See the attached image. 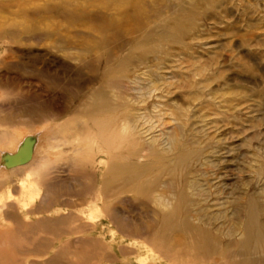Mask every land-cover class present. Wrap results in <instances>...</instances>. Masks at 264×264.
<instances>
[{
    "label": "rangeland",
    "instance_id": "obj_1",
    "mask_svg": "<svg viewBox=\"0 0 264 264\" xmlns=\"http://www.w3.org/2000/svg\"><path fill=\"white\" fill-rule=\"evenodd\" d=\"M131 1L0 0V131L130 127L116 169L64 159L49 211L30 217L99 192L96 229L9 221L4 248L33 264H264V0ZM253 216L262 239L241 245Z\"/></svg>",
    "mask_w": 264,
    "mask_h": 264
},
{
    "label": "bare ground",
    "instance_id": "obj_2",
    "mask_svg": "<svg viewBox=\"0 0 264 264\" xmlns=\"http://www.w3.org/2000/svg\"><path fill=\"white\" fill-rule=\"evenodd\" d=\"M97 1L129 3L132 5L131 0ZM134 6L135 9L132 14L126 16V21L132 23L127 25L130 30L133 31L136 28L137 31V28L142 27L145 21L142 9L137 4ZM137 33L139 32L137 31ZM93 121V125L84 122L83 127L81 129L78 127L79 129L76 130H74L76 127L72 128L66 125L51 127L43 125L41 127L31 124V128H26V130L35 129L37 133L29 136L25 133V129L19 128L18 131H11L9 130L11 125L4 123L6 125L5 129L0 131V264H33L30 260L25 262L12 261L10 251L4 248L5 245H10L8 242L10 238L6 239L10 235L11 226L8 224L9 221L30 229L49 224H53V226L64 225L66 228H72L70 231H63L67 234L88 232L97 228L98 219L103 208H101V205V207L99 206L101 194L93 191L90 192L88 199L83 203L86 204V209L78 212L71 209L68 214L61 215L56 219H50L49 217V219L41 217L32 221L30 219L33 215H40L49 211L50 202L55 200L53 195L54 186L60 179L56 176V172L59 169L58 166L63 165L62 161L64 159L70 160L73 166H91L95 168L96 165L104 164L110 172L116 169L112 162L115 157L112 156V152L117 140L122 142H118L120 143V145L118 144L119 147L129 140V124L123 122L117 128L110 117H105V115L103 119L96 118ZM64 147H68L71 154H65ZM100 153L105 154L106 159L98 161L97 156ZM108 178L105 176L104 187H107L110 182ZM107 195L109 197V194ZM105 200L107 199L105 198ZM109 220L113 222L112 217ZM258 220L257 217L253 216L247 223L244 229V237L242 236L240 241L241 245L248 244L250 240L258 239L260 241L262 239V226ZM252 234L256 237L252 238ZM76 240L83 241L79 237ZM66 243L70 244V241ZM60 255V253L53 255L46 264H59ZM254 260L244 261L243 264H251ZM258 260L260 259L257 258Z\"/></svg>",
    "mask_w": 264,
    "mask_h": 264
}]
</instances>
